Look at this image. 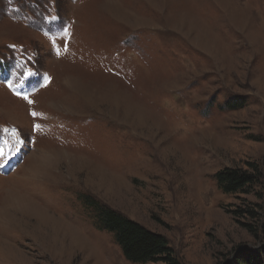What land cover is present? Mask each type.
Returning a JSON list of instances; mask_svg holds the SVG:
<instances>
[{
	"label": "rangeland",
	"instance_id": "obj_1",
	"mask_svg": "<svg viewBox=\"0 0 264 264\" xmlns=\"http://www.w3.org/2000/svg\"><path fill=\"white\" fill-rule=\"evenodd\" d=\"M263 159L264 0H0V264H140L92 201L227 264Z\"/></svg>",
	"mask_w": 264,
	"mask_h": 264
},
{
	"label": "trees",
	"instance_id": "obj_2",
	"mask_svg": "<svg viewBox=\"0 0 264 264\" xmlns=\"http://www.w3.org/2000/svg\"><path fill=\"white\" fill-rule=\"evenodd\" d=\"M220 188L226 194L254 195L262 200L259 214L249 205L259 206L254 201L238 210L233 209L231 214L252 216L259 221V231L264 234V159L261 162L248 161L245 167H225L216 173ZM91 206L97 212L100 228L114 232L127 259L140 264H188L176 254L169 240L162 234L154 232L141 223L130 219L107 206L92 201ZM253 231L251 225L248 224ZM227 264H264V246L249 248Z\"/></svg>",
	"mask_w": 264,
	"mask_h": 264
},
{
	"label": "snow or ice",
	"instance_id": "obj_3",
	"mask_svg": "<svg viewBox=\"0 0 264 264\" xmlns=\"http://www.w3.org/2000/svg\"><path fill=\"white\" fill-rule=\"evenodd\" d=\"M24 99H27V97H24ZM29 103H31V101H29ZM32 115L35 117L37 114L36 113H32ZM35 127H39V125H36Z\"/></svg>",
	"mask_w": 264,
	"mask_h": 264
}]
</instances>
